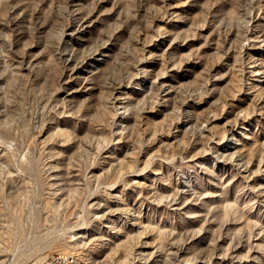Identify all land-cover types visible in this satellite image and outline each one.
I'll return each instance as SVG.
<instances>
[{"label": "rangeland", "instance_id": "rangeland-1", "mask_svg": "<svg viewBox=\"0 0 264 264\" xmlns=\"http://www.w3.org/2000/svg\"><path fill=\"white\" fill-rule=\"evenodd\" d=\"M264 264V0H0V264Z\"/></svg>", "mask_w": 264, "mask_h": 264}, {"label": "built area", "instance_id": "built-area-1", "mask_svg": "<svg viewBox=\"0 0 264 264\" xmlns=\"http://www.w3.org/2000/svg\"><path fill=\"white\" fill-rule=\"evenodd\" d=\"M75 260L73 256L69 255H62V254H55L38 264H67V263H74Z\"/></svg>", "mask_w": 264, "mask_h": 264}, {"label": "bare ground", "instance_id": "bare-ground-1", "mask_svg": "<svg viewBox=\"0 0 264 264\" xmlns=\"http://www.w3.org/2000/svg\"><path fill=\"white\" fill-rule=\"evenodd\" d=\"M49 258V257H48ZM47 259V258H46ZM34 264H36V263H34ZM67 264H74V263H67Z\"/></svg>", "mask_w": 264, "mask_h": 264}]
</instances>
